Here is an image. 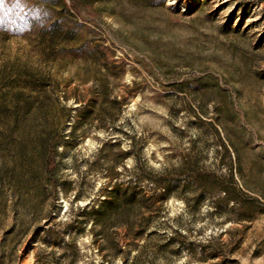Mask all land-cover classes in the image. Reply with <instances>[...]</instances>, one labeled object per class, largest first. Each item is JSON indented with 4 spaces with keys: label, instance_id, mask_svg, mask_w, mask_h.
Returning <instances> with one entry per match:
<instances>
[{
    "label": "rangeland",
    "instance_id": "1",
    "mask_svg": "<svg viewBox=\"0 0 264 264\" xmlns=\"http://www.w3.org/2000/svg\"><path fill=\"white\" fill-rule=\"evenodd\" d=\"M0 264H264V0H0Z\"/></svg>",
    "mask_w": 264,
    "mask_h": 264
},
{
    "label": "trees",
    "instance_id": "2",
    "mask_svg": "<svg viewBox=\"0 0 264 264\" xmlns=\"http://www.w3.org/2000/svg\"><path fill=\"white\" fill-rule=\"evenodd\" d=\"M56 166L54 156L47 159L45 167L49 173H53ZM143 178L146 176L139 172L122 191L120 184L116 183L97 205L82 207L83 210H89L94 240H98L99 234L102 235L107 246L116 253L122 251L123 243L130 244L128 239L136 240L144 234L149 221L154 217V212L159 210L156 200L169 192V188L164 186L161 194L157 193L156 187L160 186L156 183L150 187L154 193L148 194L144 183L141 182ZM53 187L56 189V184H53ZM119 228H124V236L121 239L115 238V233L113 235L111 232L112 229L117 232Z\"/></svg>",
    "mask_w": 264,
    "mask_h": 264
}]
</instances>
